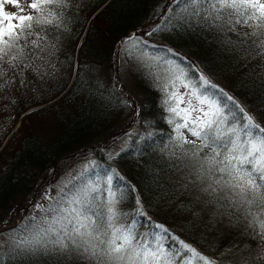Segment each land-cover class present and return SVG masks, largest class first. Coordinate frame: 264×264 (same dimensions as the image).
I'll return each mask as SVG.
<instances>
[{
  "label": "trees",
  "instance_id": "16d2710c",
  "mask_svg": "<svg viewBox=\"0 0 264 264\" xmlns=\"http://www.w3.org/2000/svg\"><path fill=\"white\" fill-rule=\"evenodd\" d=\"M188 3L71 0L62 10L61 27L46 33L44 59L33 65L38 71L17 73L5 64L7 74L0 79V233L21 231V221L31 225L30 212L43 202L50 206L38 214L47 229L75 196L73 181L57 188L55 183L73 165H83V180H77L87 188L99 187L89 196L95 209L102 207L100 189L122 195L118 223L131 227L134 242L153 247L156 236L175 254L176 264H188L190 256L179 241L216 264H264L262 206L251 205V215L237 212L191 182L194 161L185 150L192 145L176 146L177 133L169 123L174 116L162 90L174 72L182 70L193 83L202 73L216 86L205 89L210 99L242 122L222 90L264 127V57L252 39L238 35L248 28L209 27L201 20L208 5L189 4L185 11ZM194 8L200 16H192ZM125 125L132 127V141L114 150ZM109 175L112 184L106 185ZM23 249V241H17L0 254V264H84L78 256L65 259Z\"/></svg>",
  "mask_w": 264,
  "mask_h": 264
},
{
  "label": "snow or ice",
  "instance_id": "6c2138e0",
  "mask_svg": "<svg viewBox=\"0 0 264 264\" xmlns=\"http://www.w3.org/2000/svg\"><path fill=\"white\" fill-rule=\"evenodd\" d=\"M71 0H31L27 7L35 14H25L20 0H0V79L7 73L5 64L15 72L23 69L38 71L33 67L36 60L47 47L46 33L59 29L62 25V10ZM183 4L184 0H174ZM12 4L20 14L4 11V4ZM205 3L208 5L201 20L209 27L235 32L237 27L248 28V32L238 33L243 40L252 43L264 57V2L262 0H189L184 4L185 11L191 6ZM193 17L200 16L194 8ZM185 21L189 17H183ZM251 21V23H250ZM254 38V39H253ZM127 45V42H124ZM37 49L39 52H37ZM23 83V80H21ZM186 89L181 92L180 88ZM171 88L172 91H167ZM210 80L202 73L198 83H193L182 70L174 72L163 85L166 92L170 119L177 133V147L183 150L184 144H191L185 155L193 160L192 183L200 186V191L215 201H226L235 211L241 209L251 215V205L259 203L264 213V127L256 123L254 117L239 106L233 97L221 90V95L232 103L242 114V122L231 117L214 99H210L205 89H215ZM187 97V99H186ZM181 105H185L181 108ZM206 106V108L204 107ZM195 113V115H193ZM176 118L182 123H177ZM181 129L187 130L195 139L189 140ZM197 142H199L197 144ZM208 149L207 152H204ZM204 153L203 156L200 153ZM250 166V167H248ZM119 179L118 173L114 174ZM113 176L105 179L112 184ZM108 198L102 204L103 212L95 210L91 192L99 189L89 188L78 192L68 208H60L47 229L39 230L31 239L23 242L25 251L31 254L80 257L84 264H176L175 254L165 248L162 240L140 243L131 229L119 225L123 213L117 208L122 195L117 197L112 188L106 189ZM118 191V190H117ZM210 200L209 202H213ZM138 212L143 215L142 205L137 198ZM248 207H245V206ZM256 220V217H253ZM163 233L168 229L163 226ZM259 229L264 232V220L259 221ZM54 237V238H53ZM181 249L190 254L188 264H216L199 253L184 241H179Z\"/></svg>",
  "mask_w": 264,
  "mask_h": 264
},
{
  "label": "rangeland",
  "instance_id": "374dc122",
  "mask_svg": "<svg viewBox=\"0 0 264 264\" xmlns=\"http://www.w3.org/2000/svg\"><path fill=\"white\" fill-rule=\"evenodd\" d=\"M30 2H31V0H20V5H21V7H23L25 9V14L32 12V10L27 7V5ZM262 2H264V0H262ZM4 11L9 13V14H20L19 13V9L17 7H15L12 4H8V3L4 4ZM135 30L138 31V29H135ZM144 30H146V29H144ZM124 53H125V56L129 55V53H127L126 51ZM116 61H118V60L116 59ZM145 61L149 62V60H146V59H145ZM145 67L146 66H144L142 68H145ZM132 69H134V68H132ZM123 75L125 76V81L127 83V80L129 78L128 71H125L123 73ZM180 91L183 93V92L186 91V89L181 88ZM186 99H187V97H186ZM184 106L185 105H181L180 107L183 108ZM204 107L206 108V106H204ZM134 111H135V108H134ZM193 115H195V113ZM131 128H132L131 125L130 126L125 125L124 128L122 127V129H121V137L122 138L120 137L121 140H119L118 144L115 145V148L113 147L114 150L115 149L117 151L122 150V149L126 148L130 144V142L132 141V137H133V134L130 133V131H131L130 129ZM185 136H187V138L192 137L190 135V133L187 132V130H185ZM83 170H84L83 169V165L82 166L73 165V169L72 170L70 169L63 177H61L55 183L54 187L57 188V187H61V186L65 185V184H71L72 181H73V184H74L73 192H74L75 195L78 192H81V193L87 192L89 188H87L86 183H82L81 184L80 183L81 180H80V182H79V180H77V178H82V180H83V177H80V176L83 175ZM93 188H99V187H93ZM100 190H101V192H99L97 194V199H100L101 197L105 199V200L104 199L101 200V204L100 205H102L106 201V199L108 198V192H107V190H105V191H103L102 189H100ZM49 206L50 205L47 202H43L41 205H39V209L36 210V208H35V210H32L30 212V217L27 218V219L31 220V225H28V224H26V222L21 221L20 224L21 225L23 224V226H24V228L21 231L16 230L17 228H15V229L12 228L11 230L8 229V230L3 231L2 233H0V254L3 251H5L6 249H8V248L12 247L13 245H15L17 243V241L21 240V241L24 242L26 240H29L33 236H35V234L39 230L45 229L47 223L42 222V224H41V219H42L43 216L39 215L38 213L42 209L45 210ZM95 210L98 211V212H103L104 211V209L102 207L97 208ZM33 213L35 215H33ZM259 233H261L262 237L264 238V232H261L259 230ZM156 238H157L156 236H153V238L151 240V243H153ZM151 246H153V244H151ZM260 247L264 251V241L262 242Z\"/></svg>",
  "mask_w": 264,
  "mask_h": 264
}]
</instances>
